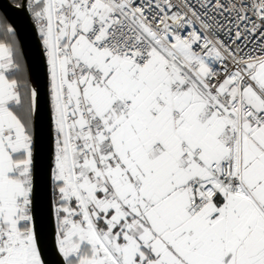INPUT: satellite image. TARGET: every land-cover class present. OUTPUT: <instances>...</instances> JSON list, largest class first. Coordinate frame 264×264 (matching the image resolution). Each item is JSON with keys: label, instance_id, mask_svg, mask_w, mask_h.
<instances>
[{"label": "snow or ice", "instance_id": "6c2138e0", "mask_svg": "<svg viewBox=\"0 0 264 264\" xmlns=\"http://www.w3.org/2000/svg\"><path fill=\"white\" fill-rule=\"evenodd\" d=\"M0 264H264V0L0 3Z\"/></svg>", "mask_w": 264, "mask_h": 264}, {"label": "water", "instance_id": "95a60500", "mask_svg": "<svg viewBox=\"0 0 264 264\" xmlns=\"http://www.w3.org/2000/svg\"><path fill=\"white\" fill-rule=\"evenodd\" d=\"M6 0H0V3H5ZM11 18L15 21L17 25L21 28L23 35H26L28 32V19L23 12H19L13 9L9 10Z\"/></svg>", "mask_w": 264, "mask_h": 264}]
</instances>
